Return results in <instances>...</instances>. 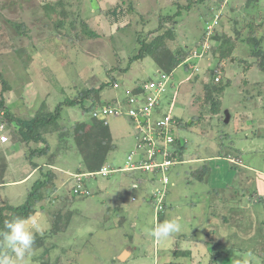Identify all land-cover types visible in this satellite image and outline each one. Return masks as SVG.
<instances>
[{"label": "rangeland", "instance_id": "obj_1", "mask_svg": "<svg viewBox=\"0 0 264 264\" xmlns=\"http://www.w3.org/2000/svg\"><path fill=\"white\" fill-rule=\"evenodd\" d=\"M59 1L0 0V72L11 87L4 95L11 112L23 118L33 116L42 106H49L54 110L56 105L72 97L80 89L110 80L109 75L112 73V78L119 85L106 87L102 91V101L98 104L103 100H121L136 93L135 84L155 79L159 70L150 55L130 61L139 51L144 36L163 34L172 27L175 38L168 39L167 44L173 52H177L184 47L191 49L199 44L208 19L217 20L215 32L211 33L213 36L223 32L235 36V30H240L242 39L237 40L236 58L224 60L219 66V75L224 82H228L225 92L218 95L208 87L212 81L211 71L218 65V58L210 52L204 59L196 62L198 70H186L181 65L173 71L172 81L176 84L170 85L173 87L162 96L161 114L158 116L169 114L185 125L188 123V128L182 133L189 138L191 149L198 144L202 147L200 156L204 157L208 153L212 156L214 151H220L221 154L219 158L214 153L217 158H210L206 166L203 161H195L173 167L170 172L167 209L171 212L172 199L182 195L186 202L177 208L184 217L186 215L190 219V230L188 224L185 226L181 223L180 230L171 235L177 237L179 233L191 234L195 231L193 235L197 238L202 237L207 241L211 237L206 243L209 251L203 255L205 257L202 264H223L228 256L232 260L231 264H261L257 255H253L249 249L242 251L236 245L242 243V240L239 235L233 234V228L229 224L230 221L234 224L242 214L248 222L246 226H252V214L255 213L252 206L255 211L261 210L264 218V205L251 201L253 196L256 197L258 187L256 169H264V106L261 107L264 102V72L256 66L249 68L246 67L247 64L240 63V59L250 60L253 45L245 40L249 31L256 32L258 36L264 35V0H62L65 8ZM178 5H181L182 14L177 17V23L167 20L159 28L163 17L169 12L174 14ZM116 8L118 13L115 15L111 12ZM63 9L67 11V17L63 16ZM75 18L88 21L89 28L102 37L91 38L80 32L86 39L78 40L75 34L81 25L77 24L76 29L69 25ZM61 20L66 26L59 27V30L56 24ZM18 24L24 25V28H17ZM157 28L158 32L155 30ZM57 30L61 33L60 38ZM210 42L214 49L216 42L213 39ZM262 45L264 46V39ZM1 81L0 77V90ZM210 96L221 100L217 114L212 110ZM227 112L231 115L229 122H226ZM196 119L197 123L191 125V121ZM96 120L91 111L85 112L78 105L64 107L59 122L61 125L69 124L70 121L91 124ZM117 123L116 119H112L110 129H114ZM4 133L9 139L5 144V153H0V161L4 160L0 163V176L3 175L4 181L0 186V208L7 202L15 206L25 202L28 190L41 178L39 167L34 168L31 162H42L39 158L30 161L24 153L20 157L25 159L13 162L11 157L15 151L11 152V149L16 144L13 133L7 125ZM115 135L121 134L119 132ZM127 135L131 134L118 136L119 146L111 154L110 159L116 164H125L130 152L128 145L132 144L131 138L122 142V138ZM47 138L52 146L58 145L57 133H48ZM202 142H211L208 144L210 149L207 150ZM224 145L228 147L223 148ZM240 150L244 152L241 153ZM229 153L238 157L237 162H233L234 157L230 158L234 159L232 162L227 161ZM70 159L59 160V163L78 170L80 157L74 155ZM33 170L35 176L27 184L5 183L20 180ZM138 174L140 177L145 175L146 191L149 193L148 197L151 196L158 181L151 180V173L139 171ZM120 176L129 175H113L121 182ZM68 179L70 181L64 186L59 184V190L52 195L53 203L40 201L38 204L37 208L40 209L41 204L46 205L48 211L41 217L38 216L36 225H29L35 240L32 250L20 264H59L60 260L65 262L69 259H74L75 263L83 259L81 264H123L113 260L115 249H120L123 243L141 241L137 235L132 240L125 232H117L121 224L118 222L116 226L115 217L120 212L107 206H113L108 200V191L114 186V182L109 183L107 177L97 176L86 181L91 194L77 196L72 191L74 181L69 177ZM122 185L129 187L125 181ZM129 188L133 190L131 186ZM57 197H61L60 202L55 199ZM148 197V203L144 205V218L142 217L144 254L138 260L132 259L126 264H155L156 242L150 232L156 217L154 205ZM189 202L192 203L190 206ZM49 210L61 211L56 218L61 223L53 225L54 214ZM224 215L229 217L227 221L224 220ZM127 229L133 231L129 227ZM42 236H45L44 239ZM258 238L259 233L245 237L252 250L258 248ZM163 241L173 244L170 237ZM150 245L152 249L149 248ZM2 248L3 253L10 251L6 242Z\"/></svg>", "mask_w": 264, "mask_h": 264}, {"label": "trees", "instance_id": "obj_2", "mask_svg": "<svg viewBox=\"0 0 264 264\" xmlns=\"http://www.w3.org/2000/svg\"><path fill=\"white\" fill-rule=\"evenodd\" d=\"M257 2V0H255ZM59 3L64 7V1L60 0ZM65 8V7H64ZM189 8V7H187ZM116 8L111 13L117 14ZM54 11H56L54 9ZM212 16H213V12ZM207 13V15H211ZM63 16L67 17V11L63 9ZM182 8L178 5L177 11L172 13H167L166 17H163L159 28L166 24L167 20H173L177 23V17L181 16ZM119 21V19H116ZM206 20V19H205ZM209 20V19H208ZM207 20V21H208ZM66 23L64 21H59L56 27L63 28ZM81 25L79 31H76V38L78 40H85L86 34L91 38L102 37L96 31L90 29V24L85 19L79 20L78 18L72 19L69 25L76 29V25ZM24 28V25L18 24L17 28ZM159 28L155 29L157 32ZM57 30L58 38L61 37L60 31ZM81 32V33H80ZM155 32V31H154ZM205 33V31H204ZM203 33V34H204ZM236 35L232 36L226 32L221 34H215L213 40L216 42L215 48H211L213 56L218 58V65L215 69H212V81L208 84L211 88V92H216L218 95H222L225 92L228 82H224L221 77L219 81H216V76L220 74L219 66L231 58H236L235 51L237 49V40L242 39L240 30H235ZM202 34V35H203ZM73 40L71 36H69ZM175 32L171 27L170 30L165 31L163 34L155 35L152 37L144 36V40H141V47L139 51L134 54L130 61H135L143 56L150 55L156 61L159 69L165 72H173L177 67L183 65L186 70H191L188 63H184L186 58L190 55L192 48L184 47L182 50L173 52L168 44V39H174ZM264 35L258 36L254 31H249L246 41L252 43L253 47L249 55L250 60L240 59V63L247 64L246 67L256 66L261 71L264 72V46L262 45ZM213 50V51H212ZM123 70H128L123 68ZM111 72V71H110ZM109 72V73H110ZM113 74V73H112ZM110 74V80H105L99 83V85L90 84L83 89L77 91L72 97L60 102L56 105L55 109H50L49 106H42L33 116L28 118H23L11 112V109L6 104L5 92L9 90L10 83L2 78V73L0 72L2 89L0 90V111L4 114L1 116V122L6 124L13 133V138L15 140V148H21L24 151V156L32 161L34 158L41 159V164L32 162L34 168L39 167L41 178L37 179L33 186L28 190L26 200L23 204L15 206L7 202L0 208V231L5 230V221L11 220L15 217L30 219L38 210V204L40 201H47L49 204L53 203L54 193L59 190V182L57 181V171L50 167V164L56 161L61 155L67 154L69 151L76 152L80 157V162L77 167L79 171L81 170H98L106 163H108L110 154L116 149V144L110 129L109 124H105L104 120L101 118H96L94 123L87 124L82 121L69 122V124L61 125L59 122L60 116H62L63 108L66 106H81L83 111H92L94 107L102 101V91L108 86L117 87L118 81L114 80L112 77L114 75ZM141 85L138 86L140 88ZM172 87V86H171ZM77 88V87H76ZM139 92V89L135 91ZM211 97V98H210ZM212 110L214 113H219L221 107L220 98L210 96ZM116 101H105L101 102L103 104L117 103ZM95 118V117H94ZM201 116L198 118L200 119ZM197 123V119L191 121V125ZM181 133L183 130L188 128V123L185 125L183 121L180 120ZM57 133L59 136L58 145L53 148L51 142L47 138L48 133ZM183 134V133H182ZM186 137V136H185ZM189 141V138L186 137ZM189 144L180 145L179 153L182 157L194 156V154L188 156ZM17 145H20L17 147ZM53 149V150H52ZM4 162V160H2ZM0 161V163L2 162ZM4 165V163H3ZM7 166V163H5ZM5 166V167H6ZM8 167V166H7ZM4 168V167H3ZM80 168V169H79ZM207 170V169H206ZM3 175L0 176V183H4L2 180ZM53 199V200H52ZM52 201V202H51ZM46 205H40V210H44ZM62 211V209H61ZM61 211H57L54 215L53 225L59 224L57 222V214ZM57 222V223H56ZM61 223V222H60ZM43 239L45 236H42ZM0 237V250L3 247L4 241Z\"/></svg>", "mask_w": 264, "mask_h": 264}, {"label": "crops", "instance_id": "obj_3", "mask_svg": "<svg viewBox=\"0 0 264 264\" xmlns=\"http://www.w3.org/2000/svg\"><path fill=\"white\" fill-rule=\"evenodd\" d=\"M174 84H176V83H174ZM138 86L139 85L135 84V86H134L135 91L138 90ZM124 99L125 98H122L121 100H124ZM103 101L105 102L106 100H103ZM112 101H116V100H112ZM263 106H264V102L261 103V107H263ZM112 119H116L118 122L117 124L114 125V129L111 130L113 138H114V142L116 144V148H117V146H119V141H120V138H118V136L120 137L122 134L126 135V133H129L132 136L127 135L126 137L122 138L123 139L122 142L126 138H131L132 144H129L128 148H129V150L133 149L136 145L137 139H136V130H135V127L133 126L132 120L128 117H111L109 119V123H108L109 125H110ZM230 119H231V115H230ZM121 120H123V122ZM261 121H263V120H260V122ZM263 123H264V121H263ZM123 131H125V132L123 133ZM119 132L121 135L116 136L115 134L119 133ZM56 142L58 143V141H56ZM211 142L213 143V141H211ZM211 142L208 144H211ZM188 143H190V140L188 141ZM202 143L204 144V142H202ZM5 144H6V142L0 141V153H2V154L5 153V149H4ZM200 144H201V142H200ZM208 144L207 143L204 144L206 146L207 150L210 149ZM56 146H53V148H55ZM190 147L191 146L189 144V149L187 152L188 156L192 155V154H194V156L187 157L188 159H190V161L187 162L189 164H192L195 161H198V162L203 161L204 165L206 166L207 165L206 162L209 161L210 158H211V160H213L214 153L216 155H218L219 158L221 155L220 151H214L213 154L211 153L212 156H210V154L208 153V154H206V156L202 157V156H200V154H201L200 148H202V147L199 144L195 145L192 149ZM225 147H228V146L224 145L223 148H225ZM223 148H221V150ZM12 150L15 151V153H13L12 157H11L12 161L13 162L20 161L23 158V156L20 157L24 153L23 149L14 147L11 149V152H14ZM241 151L242 150H240L239 152H241ZM243 152L244 151H242L241 153H243ZM111 154H110V157H111ZM74 155H77V153L69 151L67 154L61 155L60 157H58L56 159L55 162L50 164V167L55 169V171H57V176H58L57 181L62 186H64L66 183H68L70 181V179H68L69 176L66 174V169L71 168L73 170V168H75V167L70 166V165L60 164L59 160H61V161L65 160V159L71 160L70 158H72ZM232 155L233 154H231V153L227 154V156H226L228 158L227 161L234 160V159H230V158L234 157ZM214 157L217 158V156H214ZM234 158H235V160L233 162H237L238 157H234ZM23 159H25V158H23ZM1 160H3V159H1ZM39 160H41V159H39ZM108 163H112L114 165H123L124 164V163L116 164L110 158H109ZM221 164L222 163H220V165ZM40 165H42V164H40ZM34 171L35 170L29 171L20 180H14L13 182L8 181L5 183L27 184L33 180L32 178L35 176ZM120 173L127 174L129 176L128 177L123 176L124 178L122 176H120V180H122L121 182L117 181V179H115V177H113L114 174L111 175L110 177H107L108 178L107 181H109V183L114 182L113 183L114 186L112 188H110V191H108V195H109L108 200H110V202L113 206H111V205L109 206L108 204H107V206L109 209L113 208L116 212L119 211L121 213V214L120 213L116 214V217H115L116 218L115 219L116 226L118 225L117 224L118 222H119V224H121V225H119L121 228H118L117 232H125L126 235L132 237V240H133V237L135 235H137V236H139L138 240L141 241V243H138V242L133 240L134 243L136 242L135 244L134 243H129V244L123 243V245L120 249H115V251L113 253V257H112L113 260L114 261L117 260L123 264H126L132 259L138 260L140 258V255L144 254V236H145V234H144V221L142 220V217L144 218V205L146 203H148V201H146V199H147L149 193H147V191H146V181H145L146 177H145V175L140 177V174H138V172L137 173L120 172ZM115 174H117V173H115ZM256 174L257 175H256L255 179H256L258 187L256 188L257 192H255L256 197L253 196L251 198V201H255V202L258 201L264 205V169L263 168L256 169ZM151 180L153 181L152 177H151ZM124 181L126 182V185L128 184L129 187L131 186V188L133 190H131L129 187H124L122 185V183ZM113 184L111 183V185H113ZM1 185H3V183H0V186ZM105 188H107V187H105ZM134 190H136L137 193ZM181 196H178V198L172 199V205L171 206L173 208H171V212H169V209H167V203H168V199H167L165 211L163 213H161L159 216H157L156 213H154L155 217H156V220L154 221V226L159 224V223H163L165 221H168V220L176 219L179 224L182 223L185 226H186V224H188L189 226H187V227H189V230H190V219H188L186 217V215L184 217L182 212H179L180 209L177 208L178 206L184 205L186 202V199H184V198L182 199ZM55 199H57V201H59L61 199V197H57ZM191 204L192 203H190V202L188 203L189 206ZM251 208L255 212L254 214H252V219H251V220H253L252 226H249V225L246 226V224L248 222H246V220L244 219V216L242 214H241V217L236 218L234 224L230 221L229 225H231V227L233 228V231H232L233 234L239 235L240 239L242 240V243H240L239 245L238 244H236V245L239 248H241L242 251L249 249V251H251L253 255H257L261 259V264H264V220H262L264 218L262 217L261 210L260 211L256 210L257 211L256 212L255 209L253 208V206ZM47 209L48 208H46L44 210L39 209L30 218V220L32 221L31 225H36L39 221V217H41L42 214H45V212L48 211ZM242 210H244V209H242ZM49 211L52 212V210H49ZM57 211H55V212L53 211L52 213L55 215V213ZM263 211H264V208H263ZM122 212L126 213V214H122ZM121 215H122V217H121ZM127 215H129V217L131 219H129ZM227 218H229V217L224 215L225 221L228 220ZM208 221L210 222V220H208ZM128 223L130 224V226H125V224H128ZM223 224H228V223H223ZM221 225L222 224H220V226ZM128 227L130 229H132L133 231H129L127 229ZM212 231L215 234H217L214 229H212ZM129 232H133V233H129ZM208 232H210V231H208ZM184 233H179V235L177 237H175L174 235H171L170 238H171L173 244H171V242H169V241L166 243L163 240L160 241L159 243L156 242L155 260H154L155 264H202L203 263V257H205L203 255H206V253H208V251H209L208 247L206 246V243L208 242V240H211V237L209 239H206L207 241H205L202 237L197 238L196 235L194 236L193 234L195 233V231L191 234H188L186 232H184ZM258 233H259V238L257 240L258 248L252 250L251 247H249V245L247 243L248 240H246L245 237H247L248 235L256 236ZM223 234L225 236H227L226 233H223ZM230 235L231 234L229 233L228 236H230ZM208 237H209V235H208ZM167 239H169V238H167ZM186 245L189 247L186 248ZM84 247H85V245L83 246V248ZM210 247H211V245H210ZM149 248L152 249L151 245L149 246ZM2 250H4V249L2 248ZM2 250H0V253H3V252H1ZM5 253H7L9 256L13 255L11 253V251H6ZM87 254H89V253H87ZM82 260L79 262H76V263H75L74 259H69L68 261H65V262L60 260L59 264H81ZM231 261L232 260L229 256L225 257V261L223 262V264H231L232 263ZM212 262H213V260H212ZM213 263H215V262H213Z\"/></svg>", "mask_w": 264, "mask_h": 264}, {"label": "built area", "instance_id": "obj_4", "mask_svg": "<svg viewBox=\"0 0 264 264\" xmlns=\"http://www.w3.org/2000/svg\"><path fill=\"white\" fill-rule=\"evenodd\" d=\"M215 18L206 21L205 33L202 40L191 51L184 63L189 68L198 70L197 61L204 59L211 51V42L216 27ZM214 31V32H213ZM173 72L159 69L157 77L141 84L138 93L127 96L117 103H100L91 111L93 117L101 118L105 124L111 117H128L132 120L136 130V145L128 153L125 164L114 165L106 163L98 170H71L66 169V174L74 181L72 191L77 196L91 194L86 181L97 176L110 177L115 173H137L139 171L151 173L153 181L158 184L153 188L148 199L153 203L155 213L159 216L166 209V201L170 193V172L176 165H184L190 159L182 157L179 153L180 145L188 142L181 133L180 120L172 115L161 114L162 96L168 93ZM220 75L216 76L219 81ZM4 112L0 111V115ZM6 124L0 119V141L8 142L4 133Z\"/></svg>", "mask_w": 264, "mask_h": 264}, {"label": "clouds", "instance_id": "obj_5", "mask_svg": "<svg viewBox=\"0 0 264 264\" xmlns=\"http://www.w3.org/2000/svg\"><path fill=\"white\" fill-rule=\"evenodd\" d=\"M31 223L30 219L20 217L5 221V230L0 232V237L6 242L7 248L13 255L9 256L7 253H0V264H20V262L25 260L26 255L32 250L35 240L33 231L29 227ZM179 230L180 224L176 219H172L155 225L151 229L150 234L154 241L159 243Z\"/></svg>", "mask_w": 264, "mask_h": 264}, {"label": "water", "instance_id": "obj_6", "mask_svg": "<svg viewBox=\"0 0 264 264\" xmlns=\"http://www.w3.org/2000/svg\"><path fill=\"white\" fill-rule=\"evenodd\" d=\"M229 120H230V114H229V112H227L226 113V122H229Z\"/></svg>", "mask_w": 264, "mask_h": 264}]
</instances>
